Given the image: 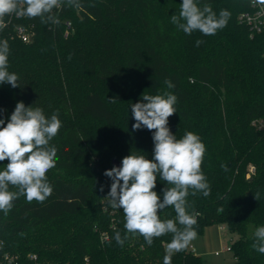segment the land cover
Segmentation results:
<instances>
[{
	"label": "trees",
	"instance_id": "16d2710c",
	"mask_svg": "<svg viewBox=\"0 0 264 264\" xmlns=\"http://www.w3.org/2000/svg\"><path fill=\"white\" fill-rule=\"evenodd\" d=\"M81 2L82 9H55L59 24L15 16L0 30L10 49L8 70L21 84H0L4 126L21 101L46 117L79 113L84 120L50 141L57 149L56 166L46 174L52 194L43 203L20 197L7 216L0 212V264H164L171 234L149 246L129 233L123 247L117 244L116 232L126 234L123 210L111 207V183L97 172L130 154L153 158L154 130L133 131L131 104L163 90L178 97L171 132L177 139L194 132L206 147L202 171L210 195L187 198L189 210L199 213L197 233L226 228L237 236L233 264H264V254L251 247L256 228L264 226V30L253 35L240 22L252 0H197L217 14L231 13L227 26L211 36L187 35L171 23L182 0ZM19 26L33 33L32 42L16 35ZM166 78L173 89H166ZM7 163L0 161V170ZM80 165L86 169L78 171ZM167 186L157 176L161 200ZM159 215L176 216L171 207ZM171 264L203 259L190 244L171 255Z\"/></svg>",
	"mask_w": 264,
	"mask_h": 264
},
{
	"label": "clouds",
	"instance_id": "9594fccd",
	"mask_svg": "<svg viewBox=\"0 0 264 264\" xmlns=\"http://www.w3.org/2000/svg\"><path fill=\"white\" fill-rule=\"evenodd\" d=\"M256 2L264 4V0ZM64 6L83 8L81 0H0V30L6 27L5 18L13 15L59 24L54 10ZM230 17L227 9L217 14L211 5L200 7L197 0H182L179 14L172 15L171 23L187 35L199 31L211 36L226 27ZM200 43L196 41L197 46ZM9 54L7 40L0 41V84L17 88L21 86L20 78L8 70ZM164 84L166 89L175 87L171 79L166 78ZM177 101L175 94L163 90L155 95L144 93L141 101L131 104L133 131L154 130L153 158L130 154L122 159L121 166L104 172L112 181L107 196L111 207L122 209L124 214L126 234L122 237L116 232L115 241L123 247L127 234H139L151 246L155 238L171 234L164 264H171V255L184 251L197 238L195 225L199 213L189 210L192 205L187 198L198 193L207 197L211 191L202 171L206 147L200 137L188 131L177 139L170 130L169 117L177 113ZM4 125L5 120L0 118V161H8L0 170V212L7 216L20 197H25L28 203H43L52 194L46 174L56 166L57 149L50 146V141L57 136L62 122L58 112L48 118L42 108L26 106L21 101ZM221 167L228 170L226 165ZM157 176L168 185L163 189L162 200L154 191ZM255 198L258 200L259 194ZM168 207L174 209L175 219L162 220L159 213ZM251 247L264 254V226L256 228Z\"/></svg>",
	"mask_w": 264,
	"mask_h": 264
},
{
	"label": "rangeland",
	"instance_id": "374dc122",
	"mask_svg": "<svg viewBox=\"0 0 264 264\" xmlns=\"http://www.w3.org/2000/svg\"><path fill=\"white\" fill-rule=\"evenodd\" d=\"M51 114L48 113L49 118ZM58 114L59 119L62 122V127L60 128L59 132L63 131L64 129H68L70 126L77 125V127H81L82 123L84 122V120L80 118L79 113H77L72 119L66 118L61 112H58ZM78 167V171H84L86 169L85 165H80ZM106 170H109V168L98 167L97 172L101 174L100 178L102 177V179L108 183H112L110 178L104 175ZM78 171H66V173L75 177H85L84 173L82 174ZM236 239L237 236L229 232L228 229H223L221 226L213 225L206 228L203 234L198 233L197 238L193 240L191 244L196 254L202 257L203 264H233L236 262L234 251L224 250L228 247H232ZM217 252H220L219 256L216 255Z\"/></svg>",
	"mask_w": 264,
	"mask_h": 264
},
{
	"label": "built area",
	"instance_id": "2783aa9c",
	"mask_svg": "<svg viewBox=\"0 0 264 264\" xmlns=\"http://www.w3.org/2000/svg\"><path fill=\"white\" fill-rule=\"evenodd\" d=\"M251 6L252 7L250 11L243 13L240 16V22L244 25H247L253 32V35H256L264 30V4H260L256 2V0H252ZM14 17L15 15L5 18L7 21L6 27L11 24ZM15 30L16 35L21 38L23 42L30 43L33 41V33L27 28L19 26ZM224 251H232V248L228 247ZM216 255L219 256L220 252H217Z\"/></svg>",
	"mask_w": 264,
	"mask_h": 264
},
{
	"label": "water",
	"instance_id": "95a60500",
	"mask_svg": "<svg viewBox=\"0 0 264 264\" xmlns=\"http://www.w3.org/2000/svg\"><path fill=\"white\" fill-rule=\"evenodd\" d=\"M113 166H116V167L121 166V161L119 159H114L113 160Z\"/></svg>",
	"mask_w": 264,
	"mask_h": 264
},
{
	"label": "crops",
	"instance_id": "0c3cea01",
	"mask_svg": "<svg viewBox=\"0 0 264 264\" xmlns=\"http://www.w3.org/2000/svg\"><path fill=\"white\" fill-rule=\"evenodd\" d=\"M224 229V228H223ZM237 240V239H236ZM194 250V249H193ZM196 253V252H195Z\"/></svg>",
	"mask_w": 264,
	"mask_h": 264
}]
</instances>
